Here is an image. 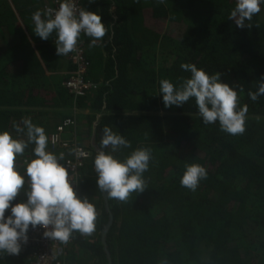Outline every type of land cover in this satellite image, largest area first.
<instances>
[{
	"label": "trees",
	"instance_id": "trees-1",
	"mask_svg": "<svg viewBox=\"0 0 264 264\" xmlns=\"http://www.w3.org/2000/svg\"><path fill=\"white\" fill-rule=\"evenodd\" d=\"M51 1L0 0V131L27 141L14 125L30 118L59 157L50 144L54 127L74 105L88 110L83 146L91 158L79 196L95 205L96 229L90 236L73 232L68 264H264V95L248 96L264 78V0L243 29L228 19L236 0H84L108 31L94 47L83 35L87 78L100 87L80 99L63 85L67 76L58 69L67 56L57 54L56 34L44 40L33 31V13ZM182 63L219 72L237 88L239 106H248L243 134L205 123L194 98L165 107L159 82L178 86L189 77ZM105 126L130 141L113 153L117 158L138 147L152 152L146 188L127 202L97 186L94 159ZM34 147L28 143L16 158L25 185L13 205L27 199L25 161L35 158ZM186 163L207 169L195 191L180 184ZM31 252L2 254L0 264H27Z\"/></svg>",
	"mask_w": 264,
	"mask_h": 264
},
{
	"label": "clouds",
	"instance_id": "clouds-1",
	"mask_svg": "<svg viewBox=\"0 0 264 264\" xmlns=\"http://www.w3.org/2000/svg\"><path fill=\"white\" fill-rule=\"evenodd\" d=\"M162 2V0H161ZM262 0H236L228 19L241 29L251 27L253 17L260 13ZM34 33L47 40L56 34L55 44L59 56L77 51L81 33L91 37L94 47L107 33L102 17L95 11L77 8L75 0H61L56 9L47 8L32 15ZM181 68L190 73L179 85L169 79L160 80L165 107L183 106L190 98L195 99L199 115L207 124H220L222 131L241 135L246 130L248 106H239L237 88L221 80V73L209 74L194 63H182ZM243 92V87L239 88ZM264 95V78L257 81V90L248 96L255 101ZM23 127L14 125L18 134H26L27 141L14 138L8 130L0 131V255H19L22 244L28 241L30 226L45 229L43 235L52 241L67 244L73 232L90 236L96 229L97 210L86 197L81 198L69 178V170L58 157L47 150L48 137L45 129L24 118ZM94 168L98 189L109 199L127 202L134 192L146 188L144 173L152 159L150 148L138 147L124 160L113 155L121 148L131 147L130 141L117 134L111 127L102 129ZM28 143H33L35 158L25 161L29 180L26 200L12 204L25 185V175L16 167V158L23 155ZM110 148V152L105 149ZM89 162V161H88ZM207 178V169L199 163H186L180 178L182 187L195 191L202 179ZM11 206V214L5 217ZM166 264V261H161Z\"/></svg>",
	"mask_w": 264,
	"mask_h": 264
},
{
	"label": "built area",
	"instance_id": "built-area-1",
	"mask_svg": "<svg viewBox=\"0 0 264 264\" xmlns=\"http://www.w3.org/2000/svg\"><path fill=\"white\" fill-rule=\"evenodd\" d=\"M61 0H52L46 3L43 9L59 7ZM84 0H75L77 8H84ZM83 33L78 40L77 51L67 55L66 59L71 64L72 70L68 69L66 73L67 78L63 85L67 92L74 97L80 99L85 97L88 93L97 90L100 83L90 81L87 78L90 62L86 55V46L83 39ZM69 114L60 122L55 130L50 135V144L53 150L63 154L64 164L69 170V178L73 182V186L79 196L81 186V172L86 163L91 158V152L79 142V116L83 111L74 105L69 109ZM11 214V211L9 215ZM45 229L40 226L32 228L30 226L28 232L27 243L21 242L22 247L20 254L28 249L32 250V260L29 264H68V256L70 245L73 243V237L67 244H61L58 241H52L46 238L43 233ZM12 255V256H19Z\"/></svg>",
	"mask_w": 264,
	"mask_h": 264
},
{
	"label": "crops",
	"instance_id": "crops-1",
	"mask_svg": "<svg viewBox=\"0 0 264 264\" xmlns=\"http://www.w3.org/2000/svg\"><path fill=\"white\" fill-rule=\"evenodd\" d=\"M68 68H69V63H68L67 59L65 58V59L61 60L60 65H59V69H58L59 73L63 74V75H66V73L68 72ZM83 113L79 116V118H81V123H83L82 124V129H79V131H78L79 132V139L78 140L81 143V145H84L83 142L86 141V140H84V137H86L87 134H88V129L86 128V126L84 124V118L86 117L85 115L89 114V112H88L87 109H85V111H83ZM81 116H84V117L82 118ZM62 120L63 119H61L60 122H62ZM81 123H80L79 127L81 126ZM87 124H88V122H87ZM56 126L54 128H56ZM27 252H28V254L30 253V251H27ZM30 256H31V259H32V252H31ZM29 262H31V261H28L27 264H29Z\"/></svg>",
	"mask_w": 264,
	"mask_h": 264
},
{
	"label": "water",
	"instance_id": "water-1",
	"mask_svg": "<svg viewBox=\"0 0 264 264\" xmlns=\"http://www.w3.org/2000/svg\"><path fill=\"white\" fill-rule=\"evenodd\" d=\"M105 199L107 200L106 195H105ZM110 224H111V221H110ZM107 228H109V225L107 226ZM105 237H106V232H103V239H105Z\"/></svg>",
	"mask_w": 264,
	"mask_h": 264
},
{
	"label": "rangeland",
	"instance_id": "rangeland-1",
	"mask_svg": "<svg viewBox=\"0 0 264 264\" xmlns=\"http://www.w3.org/2000/svg\"><path fill=\"white\" fill-rule=\"evenodd\" d=\"M72 245H70V249H71Z\"/></svg>",
	"mask_w": 264,
	"mask_h": 264
}]
</instances>
